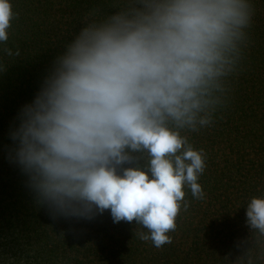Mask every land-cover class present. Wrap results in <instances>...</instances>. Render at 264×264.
I'll return each mask as SVG.
<instances>
[{
  "label": "clouds",
  "instance_id": "clouds-1",
  "mask_svg": "<svg viewBox=\"0 0 264 264\" xmlns=\"http://www.w3.org/2000/svg\"><path fill=\"white\" fill-rule=\"evenodd\" d=\"M253 15L250 0H122L86 23L11 133L13 162L37 202L53 219L108 210L114 223L146 229L140 240L170 244L189 207L185 187L206 195L198 180L207 153L186 133L212 126L225 105ZM17 16L0 0V44ZM246 217L264 257V197L250 199ZM253 247L239 264H254Z\"/></svg>",
  "mask_w": 264,
  "mask_h": 264
},
{
  "label": "trees",
  "instance_id": "trees-1",
  "mask_svg": "<svg viewBox=\"0 0 264 264\" xmlns=\"http://www.w3.org/2000/svg\"><path fill=\"white\" fill-rule=\"evenodd\" d=\"M10 2L18 16L0 44V264H239L255 243L246 207L252 197H264V0H250L247 42L214 124L186 133L207 153L198 180L205 198L194 199L185 187L189 207L161 248L138 238L147 230L135 221L114 223L108 210L91 220L53 219L13 162L11 133L54 59L86 23L118 10L122 0ZM261 251L253 247L254 264H264Z\"/></svg>",
  "mask_w": 264,
  "mask_h": 264
}]
</instances>
